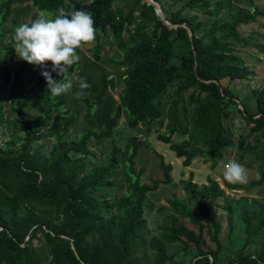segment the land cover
Masks as SVG:
<instances>
[{
    "label": "trees",
    "instance_id": "1",
    "mask_svg": "<svg viewBox=\"0 0 264 264\" xmlns=\"http://www.w3.org/2000/svg\"><path fill=\"white\" fill-rule=\"evenodd\" d=\"M134 1L140 6V15L149 11V19L136 24L124 44L122 32L132 23L133 8L118 11L113 0H30L35 8L30 21L39 13H55L61 7L66 11H89L95 28L96 59L99 40L108 36L115 40L120 57L112 61L120 73L119 101L116 103L108 90L114 86V78H109V74L92 78L87 73L83 80L88 87L80 89L77 98L86 108L84 125L76 138L65 134L78 113L68 114L67 109L59 108L62 99H52L47 92L41 115L36 117L17 106L12 123L23 138L17 150L0 149V264H171L169 243H179L185 254L192 252L191 264H264V238L254 252L244 250L264 235V198L250 201L240 198L245 238L227 262L219 263L221 225L213 216L212 202L222 196L223 190L215 179L208 176L207 183L201 185L191 181V177L182 179V189L196 204L197 211L172 196L167 199L173 211L169 223L160 228V233L147 236L143 217L146 197L159 183L171 180L170 164L161 161L163 179L152 184L142 182L143 169L135 168L134 158L144 142L135 136L128 139L123 149L113 145L101 159L89 156L88 141L112 137L122 111L129 127L141 124L149 131L155 125L161 126L164 113L161 98L169 84L178 80L176 90L170 94L176 99L165 112L168 117L165 134H158V139L168 143L177 157H183L184 166L198 156L214 166L235 148L239 160L246 159L255 167L256 177L249 184H264V85L254 93L251 111L222 83L223 79H242L249 73L233 47L241 41L237 27L256 18L259 10L254 0H244L246 9L231 12L227 20L218 15L236 0H184L175 11H168L164 0H156L168 21L185 23L191 28V41L184 27L169 28L152 5ZM12 2L0 0L3 54L14 51V45L5 46L3 42L17 21L14 14L9 26H4L12 13ZM185 9H201L214 17L209 26L203 27L197 16L187 14ZM251 9L253 13H249ZM259 49L263 50L264 44ZM78 63L68 68V78ZM10 77L8 66L0 58V125L7 121L2 93ZM208 79L216 83L206 82ZM44 81L38 78L37 85ZM188 90L186 103L192 105V113L186 127L180 124L177 105L181 94ZM52 109H56L53 115ZM237 121L240 126H247L246 134L233 131ZM177 132L187 134L178 144L170 141ZM47 137L54 140L49 150L50 161L45 164L46 156L34 142ZM222 181L230 189L245 187L228 183L223 177ZM116 187L121 193L109 199L104 191ZM148 250L153 252L152 258H147Z\"/></svg>",
    "mask_w": 264,
    "mask_h": 264
},
{
    "label": "rangeland",
    "instance_id": "2",
    "mask_svg": "<svg viewBox=\"0 0 264 264\" xmlns=\"http://www.w3.org/2000/svg\"><path fill=\"white\" fill-rule=\"evenodd\" d=\"M81 2H87L89 0H79ZM184 0H164L167 5L168 11L177 10ZM255 5L258 8L256 18L250 23L240 24L237 30L241 36V41H237L234 44L233 51L243 63L249 68V73L242 79H223L222 83L228 85L231 91L237 96L239 100L251 111L254 110V93L264 85V49H259V46L264 44V0H254ZM113 6L118 11L126 12L129 8H133L132 23L124 28L122 32V43H128L130 31L138 23H143L149 19V11L146 10L145 15H140V6L135 4L134 0H113ZM12 13L8 16L4 26L8 27L10 19L14 14H17V21L14 25L17 26L20 23H27L30 21L35 8L32 6L30 0H13L11 3ZM212 8V7H211ZM238 9H246L244 0H236L230 7L222 9L219 13V17L223 20H227L231 12H236ZM187 14H195L198 21L203 27L209 26L214 16L206 14L203 10H189L185 9ZM249 13H253V9L249 10ZM40 14V13H39ZM11 33H7L3 38L5 46L14 45L13 42V29ZM201 30L197 32L200 35ZM99 57H94V45L95 40L90 43L82 45L77 54L79 55V63L69 78L72 80V88L59 96H52V99H62L63 103L59 108L68 110V114L73 111L78 113V117L73 124L70 125L65 137L76 138L83 128V116L86 112V108L83 104L77 101L74 93L79 92V83L81 78L84 79L87 73L91 74L92 78H98V75L109 74V78H114V86L108 87V90L117 103L118 94L120 91V77L119 69L113 63L112 60L120 57L118 44L115 40L108 36L99 40ZM183 49V48H182ZM185 49V47H184ZM0 58L3 63L8 66L11 77L7 85L6 90L2 93L3 110L7 115V121L0 125V149L3 150H17L21 138H23L22 132L15 131V126L12 120L15 116V110L18 105L24 107L26 112L33 117L41 115V108H43L44 95L48 92L46 88V81L41 85H37L38 78H44L38 70V67L29 64L28 62L18 58L15 51L3 54L0 52ZM47 61L46 65L50 64ZM50 75L54 79L61 77L56 72L50 71ZM178 80L169 84L167 92L161 98V106L164 113L161 115L163 123L161 126H153L149 131L145 130V127L141 124H137L136 127H129L126 124V114L122 111L117 125L113 128V135L110 138L105 139H90L88 145L90 147L89 156L93 159H101L107 155L113 145H117L120 148H124L128 139L132 136L143 140V145L137 150V155L134 158V165L136 169L142 168L141 181L144 183L152 184L154 180H161L165 176L164 168L161 166V161L165 164H170L169 174L171 180L167 183H159L157 187L150 192L146 197V204L143 208L144 218L146 220V235L160 233V228L169 223L173 211L170 208L167 199L175 196L177 199L184 201L187 207L194 211H197V206L193 201H190L181 186V180L191 177V181L196 182L198 185L207 183V177L215 179L219 186L223 190L221 197L213 201L214 211L213 216L219 220L221 230L219 233L222 243V252L219 257V263L227 262L231 256H233L242 245L245 233L243 230L242 215L240 212V198L245 197L250 200H261L264 198V184L251 185L250 181L256 177L255 167L250 164L246 159L239 160L237 158V152L235 148L233 151L225 153L219 158L214 166L208 161H204L203 157H194L190 164L184 166L182 164L183 157H177L169 148L168 143H165L158 139V134H165V123L168 120L166 110L171 108L175 95L172 94L177 86ZM185 91L181 94V100L179 101L178 117L182 126L189 127L190 117L192 113V105L186 103L187 93ZM24 93L25 96L21 97ZM91 97L93 93L91 92ZM169 95V96H168ZM56 109H52L50 114L53 115ZM236 133H247V126H240L239 123L234 122L232 127ZM187 136L186 133L177 132L170 138L171 142L180 143ZM251 138V136H250ZM53 137H47L34 142V146L46 156L45 164H48L49 150ZM236 160L244 165L247 172V183H244L245 187L230 189L223 185L222 171L229 160ZM119 178L121 175L119 174ZM121 189L118 187L113 190H105L107 197L110 199L114 196H118L121 193ZM159 206H165L160 208ZM231 214V220H228V214ZM191 226V225H189ZM264 235L257 237L254 242H250L244 249L245 251L254 252L258 249V246ZM168 253L171 255V264H191L190 256L192 252L185 254L184 250L180 247L179 243L167 244ZM140 254H142L140 252ZM147 258L153 257V252L146 251Z\"/></svg>",
    "mask_w": 264,
    "mask_h": 264
},
{
    "label": "clouds",
    "instance_id": "3",
    "mask_svg": "<svg viewBox=\"0 0 264 264\" xmlns=\"http://www.w3.org/2000/svg\"><path fill=\"white\" fill-rule=\"evenodd\" d=\"M94 37L95 28L89 11H66L61 7L55 13H40L30 22L18 24L13 29L12 39L16 56L41 69L48 94L55 97L72 88V80L66 76L67 70L80 59L76 50L92 42ZM46 61L51 63L46 65ZM50 71L64 77L63 81L54 79ZM78 86L86 89L88 84L81 78ZM80 95V92L74 93L76 98ZM222 176L228 183H247L244 165L234 159L227 162Z\"/></svg>",
    "mask_w": 264,
    "mask_h": 264
},
{
    "label": "water",
    "instance_id": "4",
    "mask_svg": "<svg viewBox=\"0 0 264 264\" xmlns=\"http://www.w3.org/2000/svg\"><path fill=\"white\" fill-rule=\"evenodd\" d=\"M143 1L146 2L147 4L152 5L153 10L155 11L156 14L159 15L160 20H161L164 24H166L169 28H175V27H177V26H182V27H184V28L186 29V31H187V35H188V37H189V40H190V41L192 40V31H191V28H190L188 25H186L185 23H171L170 21H168V20L166 19V16H165L164 11L162 10L160 4H159L156 0H143ZM205 81H206V82H210V81H212V82H215V83H216V81H215L214 79H208V80H205ZM219 90H221V87H219ZM235 101H236V103H237L238 108H241L240 101H239L237 98H235ZM257 115H258V114H257ZM70 246H71V248L74 250L72 240L70 241ZM75 254H76V253H75Z\"/></svg>",
    "mask_w": 264,
    "mask_h": 264
}]
</instances>
